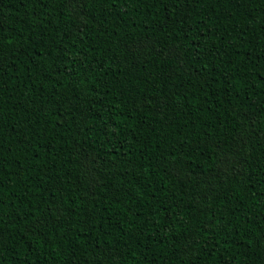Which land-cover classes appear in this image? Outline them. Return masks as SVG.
Instances as JSON below:
<instances>
[{"label":"trees","instance_id":"obj_1","mask_svg":"<svg viewBox=\"0 0 264 264\" xmlns=\"http://www.w3.org/2000/svg\"><path fill=\"white\" fill-rule=\"evenodd\" d=\"M0 264H264V0H0Z\"/></svg>","mask_w":264,"mask_h":264}]
</instances>
